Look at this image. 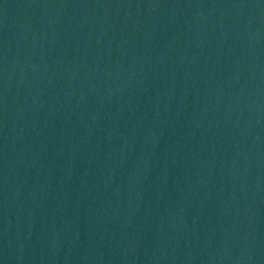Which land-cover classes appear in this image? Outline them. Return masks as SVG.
I'll use <instances>...</instances> for the list:
<instances>
[{
  "label": "water",
  "instance_id": "obj_1",
  "mask_svg": "<svg viewBox=\"0 0 264 264\" xmlns=\"http://www.w3.org/2000/svg\"><path fill=\"white\" fill-rule=\"evenodd\" d=\"M0 264H264V0H0Z\"/></svg>",
  "mask_w": 264,
  "mask_h": 264
}]
</instances>
